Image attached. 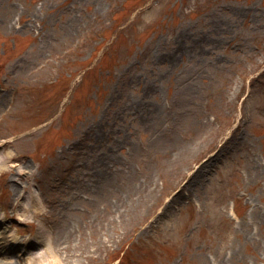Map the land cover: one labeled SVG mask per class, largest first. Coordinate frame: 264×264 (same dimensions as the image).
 I'll return each mask as SVG.
<instances>
[{
	"label": "rangeland",
	"instance_id": "374dc122",
	"mask_svg": "<svg viewBox=\"0 0 264 264\" xmlns=\"http://www.w3.org/2000/svg\"><path fill=\"white\" fill-rule=\"evenodd\" d=\"M0 209V264L40 229L64 264H264V0H0Z\"/></svg>",
	"mask_w": 264,
	"mask_h": 264
},
{
	"label": "bare ground",
	"instance_id": "6f19581e",
	"mask_svg": "<svg viewBox=\"0 0 264 264\" xmlns=\"http://www.w3.org/2000/svg\"><path fill=\"white\" fill-rule=\"evenodd\" d=\"M29 197L31 198L32 201L35 200V198H34L35 196L33 194L29 195ZM22 207H25V206H22ZM1 217H2V210L0 209V223L2 221ZM2 234H3V230H0V239L3 238ZM45 234H46V231L40 229L39 236H37L36 244L33 243L31 240H29L28 241L29 244L27 245V247L21 248V252L23 255H29L30 254L28 258L31 260V262L26 263V264H35V262L37 260L41 263L45 262L44 264H64L60 260V257H58L57 250H55L56 245L54 248V244H55L54 237H52L51 235L48 236ZM30 251H33V252H30ZM31 253H32V255H31ZM33 255H35V256H33ZM31 256H33V257H31ZM9 257H13V256H9Z\"/></svg>",
	"mask_w": 264,
	"mask_h": 264
}]
</instances>
